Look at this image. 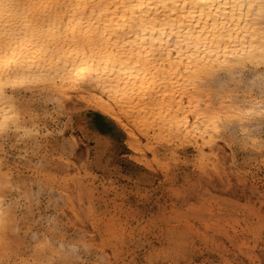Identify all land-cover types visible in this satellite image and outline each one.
Here are the masks:
<instances>
[{
  "label": "snow or ice",
  "instance_id": "1",
  "mask_svg": "<svg viewBox=\"0 0 264 264\" xmlns=\"http://www.w3.org/2000/svg\"><path fill=\"white\" fill-rule=\"evenodd\" d=\"M0 105V264H121L119 241L101 252L68 227L99 209L70 210L53 174H96L100 207L124 197L141 222L209 189L264 219V0H0ZM205 219L132 264H193V249L195 264H264Z\"/></svg>",
  "mask_w": 264,
  "mask_h": 264
},
{
  "label": "rangeland",
  "instance_id": "2",
  "mask_svg": "<svg viewBox=\"0 0 264 264\" xmlns=\"http://www.w3.org/2000/svg\"><path fill=\"white\" fill-rule=\"evenodd\" d=\"M93 118L97 119L101 126L107 123L103 115L94 113ZM147 159L150 157H147L146 161ZM123 166L132 165L129 161H124ZM30 173V169L25 172L26 175ZM96 179H98L96 174L87 170L83 174L78 171L70 177H58L53 174L49 186L53 195L62 197L61 202H66V206L73 212H76L77 206L82 204L85 198L99 209L92 213L87 224H84V218L76 213L77 221L83 224V227L77 226V221L72 220L68 221V227L89 236L91 238L89 243L101 252L107 247L115 246L119 241L123 245L118 249L123 254L118 257L121 264L124 259H127L129 264L139 259L140 253L145 251L147 245L163 247L166 243H171V238L167 235L170 231L178 229L193 231L201 217L206 218L204 226L216 237L222 238L217 240V243H222L223 239L235 241L236 247L242 253L248 247H254L256 250L264 247V240L260 238L261 231L264 230V219L261 218L259 209H254L251 203L239 204L232 201L230 197L221 194L222 189H209L205 196L199 198L198 205L193 203L183 208L174 200L161 197L152 206L156 214L151 221L144 217L141 222L136 215L130 214L132 210L125 204L124 197L105 199L102 201L103 206L100 207L93 191L95 187L93 182ZM171 221L176 223L170 224ZM160 225L168 227L159 228L157 232ZM89 227L93 231H88ZM96 237H99V240ZM133 244L135 247H132ZM200 254H203V249H193L188 259L195 264Z\"/></svg>",
  "mask_w": 264,
  "mask_h": 264
},
{
  "label": "bare ground",
  "instance_id": "3",
  "mask_svg": "<svg viewBox=\"0 0 264 264\" xmlns=\"http://www.w3.org/2000/svg\"><path fill=\"white\" fill-rule=\"evenodd\" d=\"M42 69H43V66L41 65V66H39V68H31V69H26V70H23V71L36 72L37 70H42ZM69 71H71V69H69ZM66 91H72V89H66ZM159 99H160V102H161V106H166L167 108H170V109L171 108H176V109H179L180 111H183V106H182L183 102H182V100L166 98L163 95H161L159 97ZM99 105L102 108V106H103L102 100L99 101ZM0 107H2V105H0ZM5 111H7V110L5 109ZM172 116L176 120L177 124L179 125L180 124V118H179L178 113H173ZM158 117H159V119H164V114H158ZM145 118H147V117H145ZM187 123H191V120H188Z\"/></svg>",
  "mask_w": 264,
  "mask_h": 264
}]
</instances>
